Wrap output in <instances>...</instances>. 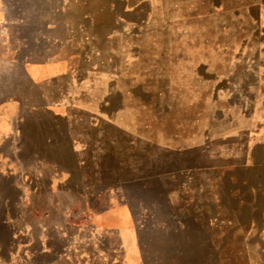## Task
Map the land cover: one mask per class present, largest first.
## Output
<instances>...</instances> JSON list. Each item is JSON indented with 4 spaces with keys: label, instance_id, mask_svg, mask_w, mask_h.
Here are the masks:
<instances>
[{
    "label": "crops",
    "instance_id": "0c3cea01",
    "mask_svg": "<svg viewBox=\"0 0 264 264\" xmlns=\"http://www.w3.org/2000/svg\"><path fill=\"white\" fill-rule=\"evenodd\" d=\"M33 1L0 0V264H74L71 251L51 244L65 240V224L48 219L65 221L58 207L88 205L90 191L106 187L116 164L107 143L155 146L167 95L197 92L205 73L231 80L239 71L263 130L264 0H242L240 10L250 23L255 12L259 37L238 57L230 47L210 60L187 52L197 44L188 16L225 15L217 28L233 37L236 0H101L73 23L55 16L68 18L67 6Z\"/></svg>",
    "mask_w": 264,
    "mask_h": 264
},
{
    "label": "rangeland",
    "instance_id": "374dc122",
    "mask_svg": "<svg viewBox=\"0 0 264 264\" xmlns=\"http://www.w3.org/2000/svg\"><path fill=\"white\" fill-rule=\"evenodd\" d=\"M98 1L44 4L67 6L68 18L55 16L60 23H73L82 6L98 8ZM103 3L119 5L117 0ZM235 8L233 37L217 28L226 24L225 15L218 20L188 16L186 24L192 33L194 29L197 44L184 46L187 52L208 60L230 47L236 57L243 54L244 41L259 37L256 14L251 13L250 23L240 12L242 0H236ZM40 16L44 20L54 14ZM243 80L239 71L231 80L205 73L197 92L167 95L168 109L156 117L155 146L138 143L130 148L125 139L107 143L108 151L116 150V164L106 187L92 189L88 205L58 207L65 210L66 222L55 213L48 222L65 224V240L52 236L53 247L71 251L74 264H264V128L249 106L252 96L242 91ZM26 218L36 232L29 209ZM2 231L1 245L6 244Z\"/></svg>",
    "mask_w": 264,
    "mask_h": 264
}]
</instances>
